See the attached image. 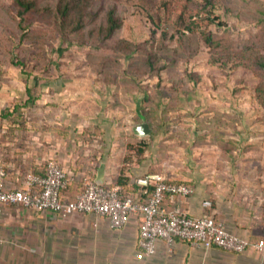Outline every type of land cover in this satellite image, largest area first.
Here are the masks:
<instances>
[{"label": "crops", "instance_id": "0c3cea01", "mask_svg": "<svg viewBox=\"0 0 264 264\" xmlns=\"http://www.w3.org/2000/svg\"><path fill=\"white\" fill-rule=\"evenodd\" d=\"M10 73L0 78L5 189L22 187L29 174H42L49 159L66 173V201L80 194L84 177L105 187L117 185L124 197H133L135 178L161 174L191 189L187 196L165 198L164 208H179L191 217L210 215L243 239L264 237V155L256 171L241 165L247 160L256 166L255 159L225 157L208 134L203 142L192 136L184 145L167 140L168 134L153 132L137 91L127 104L123 93L113 99L111 86L89 77L58 72L28 77L17 66ZM142 119L151 129L144 137L135 133ZM204 201L210 206L204 207ZM139 224L135 215L114 229L95 214L61 216L3 206L0 264H264V250L235 254L179 239L170 244L157 240L154 254L139 256Z\"/></svg>", "mask_w": 264, "mask_h": 264}, {"label": "rangeland", "instance_id": "374dc122", "mask_svg": "<svg viewBox=\"0 0 264 264\" xmlns=\"http://www.w3.org/2000/svg\"><path fill=\"white\" fill-rule=\"evenodd\" d=\"M92 5L98 13L75 38L81 42L88 37L90 42L70 46L66 40L61 41L56 27L43 14L33 12L19 22L13 0H0V78L11 75L10 69L21 63L35 76H54L58 72L65 77L85 76L123 87L131 85L132 80H126L129 76L148 87L160 81L161 86L172 89L168 96L172 101L184 103L182 109L175 106L168 114L172 126H176L175 121L184 129H200L195 138L199 142L207 138L208 130L209 139L217 141L225 157L253 158L256 166L247 164V160L241 165L256 171L263 167L264 105L256 92L261 78L252 70L253 60L244 61L240 48L250 44L249 38L260 39L255 45L264 54V28L260 23L264 19V0H210V4L204 0H93ZM110 5L115 6L121 27L113 38L95 43L90 28L102 21V10ZM211 5L218 20L208 24L203 18ZM179 18L186 23L199 19V29L221 37L225 45L238 44L231 52L233 56L215 54L199 33L170 39ZM217 22L226 23V28L217 26ZM163 31L167 32L164 42L160 38ZM95 44L97 50L92 49ZM166 49L171 57L163 61L160 57ZM130 50L132 53L126 57L125 51ZM147 50H159L154 62L158 71L144 64Z\"/></svg>", "mask_w": 264, "mask_h": 264}, {"label": "built area", "instance_id": "2783aa9c", "mask_svg": "<svg viewBox=\"0 0 264 264\" xmlns=\"http://www.w3.org/2000/svg\"><path fill=\"white\" fill-rule=\"evenodd\" d=\"M0 170V214L7 205L21 206L38 212H53L61 216L73 213L95 214L107 219L114 229L122 228L133 215L140 219L137 246L139 256L155 252V242L167 244L174 239L193 247H212L239 254L246 250L263 251L264 237L250 241L230 234L220 222L210 215L191 217L179 208L166 209L165 198L187 196L191 189L185 184L167 182L161 174H146L134 180L137 188L133 197L120 198L117 186L105 187L84 177L82 190L73 201H66L61 192L66 188L65 171L53 159L46 161L42 174H29L22 187L5 189ZM204 207L210 202L204 201Z\"/></svg>", "mask_w": 264, "mask_h": 264}, {"label": "trees", "instance_id": "16d2710c", "mask_svg": "<svg viewBox=\"0 0 264 264\" xmlns=\"http://www.w3.org/2000/svg\"><path fill=\"white\" fill-rule=\"evenodd\" d=\"M204 1L206 2V4H210V0ZM92 2L93 0H13L14 6L18 9L17 16L20 18L19 22H22L23 18L30 13H41L43 14L42 17L44 19L51 21L53 23V26L56 27L59 36H61L60 38H62L61 41L64 42L66 40L70 46H82L85 45V43L90 42V39H88V37H84L81 42L75 40V38L76 36H78L77 34L79 32H83L87 28L89 19L92 20L93 16L98 13V9H93ZM210 7V10L207 12L208 16L203 18L204 22L206 21L208 24L214 23L216 22V20H218V17L216 15H213V6L211 5ZM102 14V21L95 28H90L91 31L89 32L90 35H94L95 43L104 42L113 38L121 27V20L116 12L115 6L110 5L108 7H104V11L102 10ZM198 23L199 19H194V21L192 20L191 22L186 23L182 18H179V20H177L175 23V26L177 25L176 31L174 34H171L169 38L172 39L177 35V37L180 39V36H183L186 33H199L200 39L203 41V43L212 51H214L215 54L223 53V56H227V58L233 56L231 55V52L236 50L238 44L225 45L224 40L221 37L216 36L209 30L199 29ZM260 23L262 24L261 28H264V19H260ZM216 25L226 28V23L223 22H217ZM166 36L167 32L163 31L160 37L162 42H164L163 40L166 39ZM259 40L255 39L254 41L249 38L247 41H249L250 44L243 45L244 47L240 48H243L240 53L242 54L244 61H246V58L248 60L252 59V70H254L255 74L257 75L260 73L259 76L261 80L260 84L256 88V92L257 96L261 98L259 99L260 102L264 105V54H260L255 45V43ZM162 46L164 47V44H162ZM92 49L97 50L98 45L95 44ZM147 51L148 53H146L145 55L144 64H146L150 70L158 71L159 68L154 67V62L155 59H158L157 53L159 52V50H156L154 52L152 50ZM125 52L127 55L126 57H128L129 54L132 53V50ZM168 52L169 51L166 49L165 54L162 55L160 59L163 61H167V58L171 57ZM253 53L254 55L252 57ZM16 65H18L17 67H20L23 70V73H25L26 76H35L31 75V73L29 72H26L22 68L21 63ZM164 67L165 65L163 66V68ZM132 77L133 76H129V78H126V80H132L131 85H129L131 87H123L117 83H104L107 86H113V99L116 98L115 95L123 93L127 97L125 102L128 104V102L130 101V99H128L129 95L137 91L139 94L141 93L143 109H147L144 112V115L147 121L152 126L154 133L157 134L159 132H162L165 134H169L168 138L170 140H173L177 144L181 145L186 144V141H188L192 136H196L198 131H200V129L198 128L195 129L193 127H187L184 129L182 125H179L175 121L174 123L176 124V126L171 125L172 121L168 118V114L174 108L177 107L178 109H182L184 106V103L177 105V103L172 101V96L170 98L168 97L169 94L172 93V89L161 86L160 81H157V83L152 87L144 86L143 81L139 82L136 78ZM130 88H133V90L128 91V89ZM170 125L172 127H170ZM206 132L207 134H209L208 130ZM210 132H213V129H210ZM113 186L117 185H108L107 187ZM63 192L64 190L61 192V197L64 199ZM120 198L125 197L120 193Z\"/></svg>", "mask_w": 264, "mask_h": 264}, {"label": "water", "instance_id": "95a60500", "mask_svg": "<svg viewBox=\"0 0 264 264\" xmlns=\"http://www.w3.org/2000/svg\"><path fill=\"white\" fill-rule=\"evenodd\" d=\"M150 132H151L150 127L148 126V124L143 119H142V122L139 125H137V127L135 129V133L140 137L147 136L150 134ZM97 183L100 184L99 182H97Z\"/></svg>", "mask_w": 264, "mask_h": 264}]
</instances>
